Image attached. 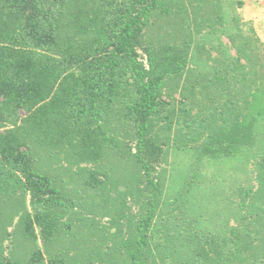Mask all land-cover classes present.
<instances>
[{
	"label": "trees",
	"instance_id": "obj_1",
	"mask_svg": "<svg viewBox=\"0 0 264 264\" xmlns=\"http://www.w3.org/2000/svg\"><path fill=\"white\" fill-rule=\"evenodd\" d=\"M242 7L0 0V264H264V42ZM173 148L255 159L220 226L190 211L194 177L164 197ZM98 210L122 218L97 232Z\"/></svg>",
	"mask_w": 264,
	"mask_h": 264
},
{
	"label": "rangeland",
	"instance_id": "obj_2",
	"mask_svg": "<svg viewBox=\"0 0 264 264\" xmlns=\"http://www.w3.org/2000/svg\"><path fill=\"white\" fill-rule=\"evenodd\" d=\"M195 154L194 149L191 148L184 151L173 148L169 154L171 164L166 166L164 174H162V167L158 168L156 174L157 177H164V197L168 195L172 197L176 188H183L185 177H194L189 179L191 186L188 194L192 205L190 211L194 212L196 217H201L207 227H210V222L218 227L228 219V208L231 206L229 201L235 188L247 184L254 177L253 162L255 159L248 149H244L235 156L217 159L202 157L196 159ZM126 180L127 177H124V181ZM115 192L117 195L120 193L114 188H106L105 195L107 197L108 194L113 195ZM86 217L89 218L86 220L96 223L95 230L99 228L100 232L111 230L110 225L114 219L122 218L119 214H106L100 210ZM115 230L113 227L111 231L113 240L116 241L118 238L121 241V233L116 235Z\"/></svg>",
	"mask_w": 264,
	"mask_h": 264
},
{
	"label": "crops",
	"instance_id": "obj_3",
	"mask_svg": "<svg viewBox=\"0 0 264 264\" xmlns=\"http://www.w3.org/2000/svg\"><path fill=\"white\" fill-rule=\"evenodd\" d=\"M242 13L246 20L253 22L258 35L264 42V0H242Z\"/></svg>",
	"mask_w": 264,
	"mask_h": 264
}]
</instances>
